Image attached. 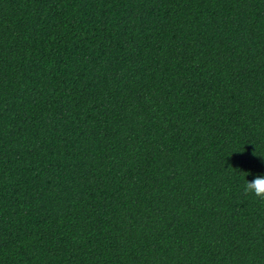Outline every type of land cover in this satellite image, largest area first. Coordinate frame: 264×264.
Returning <instances> with one entry per match:
<instances>
[{
	"label": "trees",
	"instance_id": "trees-1",
	"mask_svg": "<svg viewBox=\"0 0 264 264\" xmlns=\"http://www.w3.org/2000/svg\"><path fill=\"white\" fill-rule=\"evenodd\" d=\"M257 175L264 0H0V264H264Z\"/></svg>",
	"mask_w": 264,
	"mask_h": 264
},
{
	"label": "clouds",
	"instance_id": "clouds-1",
	"mask_svg": "<svg viewBox=\"0 0 264 264\" xmlns=\"http://www.w3.org/2000/svg\"><path fill=\"white\" fill-rule=\"evenodd\" d=\"M244 192L246 195L251 194L256 199L264 201V175H257L251 181L246 180Z\"/></svg>",
	"mask_w": 264,
	"mask_h": 264
}]
</instances>
